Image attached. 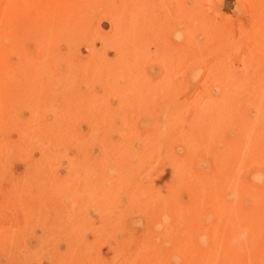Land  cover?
Here are the masks:
<instances>
[{
    "label": "rangeland",
    "instance_id": "obj_1",
    "mask_svg": "<svg viewBox=\"0 0 264 264\" xmlns=\"http://www.w3.org/2000/svg\"><path fill=\"white\" fill-rule=\"evenodd\" d=\"M50 7L42 19L24 17L15 40L40 38V26L67 27L68 42L54 36L32 50L61 55L44 61L56 81H27L22 53L0 45V264H264V0H54ZM257 18L261 49L244 41ZM91 48L103 58L87 91L102 96L99 142L77 117ZM46 85L52 90L29 91ZM225 100L233 119L215 127ZM260 109L261 139L255 128L241 137L242 118L252 122ZM67 118L74 125L57 137L52 123ZM180 127L212 133L193 156L195 174L162 184L169 193L161 207L154 171L162 152L185 156ZM151 139L160 154L145 159ZM237 139L244 151L229 162L232 183L204 192L198 176H213ZM88 159L103 180L100 193L89 170L74 173L75 161Z\"/></svg>",
    "mask_w": 264,
    "mask_h": 264
},
{
    "label": "bare ground",
    "instance_id": "obj_2",
    "mask_svg": "<svg viewBox=\"0 0 264 264\" xmlns=\"http://www.w3.org/2000/svg\"><path fill=\"white\" fill-rule=\"evenodd\" d=\"M0 4V45L1 46H15L23 56V69L20 70V73L23 75H26L27 78H25L27 81H31L32 83L36 82H43V81H56L51 80L49 77L48 69L46 68V65L44 64V61L47 59L48 63L47 65L55 64L57 61H59L61 58V55L58 53H55L56 50H51L48 53H44V51L37 52V56H34L32 54V50L36 47L41 48L42 45H49V42L54 38L62 39L64 41H69L68 37V29L67 27H61L59 31L58 28L53 27L54 29H44L43 26H39L38 21L34 20V25L38 29V32H40L41 36L40 38H35L29 41L24 42H18L17 37L20 36L24 28V22H22V19L24 17L26 18H34L38 19L41 18V14L45 12H52L51 10V3L54 0H1ZM40 8V9H38ZM38 9V12H37ZM16 24L18 29H14L12 27V24ZM255 29H250L245 34L246 45H251L255 48L261 49V19L257 18V21L255 23ZM44 29V30H43ZM248 48H252L247 46ZM264 47V44H263ZM91 51L93 52V58L88 60L85 64V68L81 69L80 73L82 76V82L84 86L86 87L85 92H81L76 100L78 101L77 105V117L79 119L84 120L91 133H96L98 129L101 127V118L99 115V107L98 103L101 100V94L98 93L97 89H93L91 92H87L91 89V86L93 84L98 83V77L100 75L101 69H102V63L103 58L98 50L96 48H91ZM117 61L118 62H125V55L123 54L121 49L117 50ZM41 58V59H38ZM66 56L63 55V58ZM44 64V65H43ZM25 76V77H26ZM67 76H71V70H68ZM100 78V77H99ZM52 85L54 88H56L59 84L57 82L53 83ZM45 90H52V88L49 85L39 87V86H33L29 91L31 93L35 92H43ZM53 92V91H52ZM71 93H78L80 90H71ZM244 93V90H242ZM246 92V91H245ZM250 95L255 97L261 96V77L257 78L256 83L253 86V90L250 91ZM243 96H245L243 94ZM250 98H253L251 97ZM249 98V99H250ZM153 99V98H152ZM238 99V98H234ZM67 100L72 101V99L67 97ZM220 106L219 114L221 116L218 119H215L213 121V125L215 127L223 125L227 126L231 120L233 119L232 113L233 110L229 108V105ZM249 102H252V100H249ZM76 104V103H75ZM71 114V111L68 110L66 112V116L69 117ZM68 119V120H67ZM62 121H54L52 123V126H54V130L57 132V137H61L62 133L67 131L71 125V123L74 125V120L71 118H67ZM38 126L42 124V121L39 122V120L36 122ZM51 125V122L48 123ZM231 128V126L229 127ZM255 128V133L258 135L261 139V109L259 112V117H257L255 120L250 122V120L242 118L240 121V127L239 132L241 137L248 136V134H251V130ZM232 129V128H231ZM179 132L182 136V140L186 146V154L184 157H174V156H167L168 154L166 152H162L160 154V150H158L157 146L155 145L154 141L151 139L147 145L146 152L144 154L145 159L154 156L156 153L160 154L163 158L159 160V164L156 167V170L154 171V186H155V192L156 196L153 200L157 204H160L162 207L165 205L164 200L168 199L167 194L169 193V190L165 191V186L170 185L169 183L172 182H179L180 180L184 179L185 173H191L193 171V174H195V166H194V160L193 156L195 155V152L201 147V145L206 141V137L208 135H211L212 131H201L200 135L197 136L199 133V130H196V127H194V130H188L184 127L179 128ZM216 133V132H215ZM213 133V134H215ZM216 135V134H215ZM94 138L90 139L92 141L99 142V135L96 133L93 135ZM244 151L242 139L237 140H231L228 144H226L221 157L217 160L219 169L216 171V173L211 176L214 178H211L206 173H202L200 176H198V182L202 186V190L204 192H213V191H222L226 190L229 187V182H231V169L232 166L230 165L229 168V162L236 160L239 158ZM82 153V151H80ZM110 153V151H109ZM98 154V153H97ZM44 155V154H43ZM86 156H89L86 153ZM98 160V159H97ZM95 161L96 165L102 164L101 160ZM70 162V161H69ZM92 160H87V162L79 163L75 161L74 173H76L77 178H79L80 175L88 172V168L86 164H90ZM80 166H77V165ZM69 165H71L69 163ZM42 173V172H41ZM88 175L90 179H93V184L96 185L94 187V190L97 193H100L103 183L101 180V175L99 174V177L96 178L93 177L92 172L89 170ZM232 183V182H231ZM163 184V185H162ZM94 193V192H93ZM163 203V204H161ZM169 205V203H168ZM48 228H51V221L48 224ZM41 229V227H40ZM51 231V230H49ZM43 238L46 236L45 230L42 232ZM43 238L41 237V240L43 241ZM46 242V241H43Z\"/></svg>",
    "mask_w": 264,
    "mask_h": 264
}]
</instances>
